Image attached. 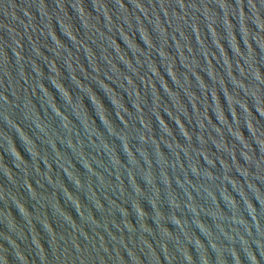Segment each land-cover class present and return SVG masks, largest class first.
Wrapping results in <instances>:
<instances>
[{"label": "water", "instance_id": "95a60500", "mask_svg": "<svg viewBox=\"0 0 264 264\" xmlns=\"http://www.w3.org/2000/svg\"><path fill=\"white\" fill-rule=\"evenodd\" d=\"M0 264H264V0H0Z\"/></svg>", "mask_w": 264, "mask_h": 264}]
</instances>
